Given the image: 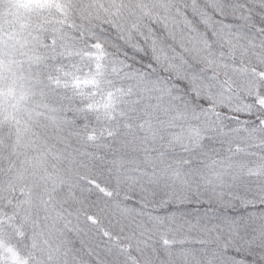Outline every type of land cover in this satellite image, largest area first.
I'll return each instance as SVG.
<instances>
[{"label":"snow or ice","instance_id":"obj_1","mask_svg":"<svg viewBox=\"0 0 264 264\" xmlns=\"http://www.w3.org/2000/svg\"><path fill=\"white\" fill-rule=\"evenodd\" d=\"M0 264H264V0H0Z\"/></svg>","mask_w":264,"mask_h":264}]
</instances>
